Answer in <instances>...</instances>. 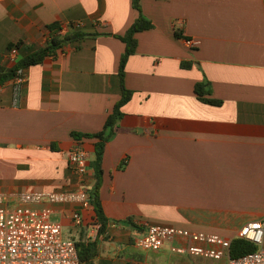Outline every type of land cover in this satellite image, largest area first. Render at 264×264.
Here are the masks:
<instances>
[{"label": "crops", "instance_id": "0c3cea01", "mask_svg": "<svg viewBox=\"0 0 264 264\" xmlns=\"http://www.w3.org/2000/svg\"><path fill=\"white\" fill-rule=\"evenodd\" d=\"M142 13L154 29L137 34L127 64L134 95L105 151L100 197L110 224L94 264H202L169 246L138 250L134 225L233 240L264 217V0H142ZM138 17L132 0H0V67L43 48L55 22L108 34L69 44L0 88V193L78 189L70 155L80 146L92 160L96 140L72 134L101 132L121 99L126 46L116 37ZM204 80L222 106L198 100ZM94 182L89 169L86 188ZM53 210L64 227L79 212L83 227L100 228L92 207Z\"/></svg>", "mask_w": 264, "mask_h": 264}, {"label": "built area", "instance_id": "2783aa9c", "mask_svg": "<svg viewBox=\"0 0 264 264\" xmlns=\"http://www.w3.org/2000/svg\"><path fill=\"white\" fill-rule=\"evenodd\" d=\"M196 49L199 41H185ZM12 54H17L16 49ZM16 80L21 81L22 78ZM70 163L78 177V189L64 192L0 193V264H81L76 241L64 237V226L52 219L53 207L74 205L90 209L86 188L89 171V153L76 147ZM35 206H48L41 210ZM76 227L83 226L81 213L73 214ZM146 233L134 239V246L142 251L158 252L166 246L179 255L207 260H226V264H264V217L246 225L239 237L257 246V251L232 259V240L220 235L194 232L171 225L148 224ZM99 226H94L97 236Z\"/></svg>", "mask_w": 264, "mask_h": 264}, {"label": "trees", "instance_id": "16d2710c", "mask_svg": "<svg viewBox=\"0 0 264 264\" xmlns=\"http://www.w3.org/2000/svg\"><path fill=\"white\" fill-rule=\"evenodd\" d=\"M132 2L133 8L139 13V17L124 36L116 37L126 46L125 52L121 57L119 67V77L122 86L121 99L116 103L113 112L107 118L105 126L101 132L95 134H72L73 138L76 140H96L93 159L89 161V169L93 171V179L95 182L91 188L87 189V191L91 207L95 212L96 221L100 225V229L95 240H87L82 233V237L78 242H76L81 264H94L100 253V241L103 239H108V237H102L109 228L110 224L109 219L104 213L100 197V191L104 180L103 160L107 145L115 139L120 130V123L125 116L122 109L132 100L134 95L133 91L126 88L125 78L129 59L137 52V34L154 29L153 23L145 18L142 13V0H132ZM81 26V24L75 22H71L69 24L55 22L49 25V36L46 45L43 48L26 56L16 57L13 66H10L9 63H7L0 67V88L4 87L9 82L16 81L17 78L23 77V74L30 68L43 65L49 58H55L56 53L59 50L65 49L69 44L86 39H96L101 36H108V34H100L97 32H85L84 30L80 29ZM180 36V34H176V37ZM22 46L23 42L20 41L17 44H10L8 49L9 51H12L15 47L21 48ZM192 66V63L190 62H185L182 64L183 69H191ZM194 91L198 100L204 104L212 106L223 105V101L211 97L213 93L212 85L207 80L196 84ZM125 166L126 163H123L120 166V169H124ZM128 222L131 223L132 220L128 219ZM134 227L138 228V233L140 236H143L146 233L145 227L135 225ZM135 238H131V243H134ZM257 249V246L253 243L245 240L242 237H236L231 243L230 256L232 259H238L249 253L257 251Z\"/></svg>", "mask_w": 264, "mask_h": 264}, {"label": "rangeland", "instance_id": "374dc122", "mask_svg": "<svg viewBox=\"0 0 264 264\" xmlns=\"http://www.w3.org/2000/svg\"><path fill=\"white\" fill-rule=\"evenodd\" d=\"M77 182V180H76ZM75 190V189H74ZM72 190V191H74ZM71 191V190H69ZM48 206H35V207H32V209H35V210H41V209H44V208H47ZM53 220L55 221H58L59 220V216L57 215H54L52 217ZM60 221V220H59ZM82 233L84 234V237L87 239V240H95V235L93 234V229L92 228H89L88 226L87 227H76L73 223V220L72 218L70 219V227H64V237L66 239H72L76 242L79 241V239L82 237ZM179 255V254H177ZM133 257V256H131ZM135 257H137L138 259H142V257L136 255ZM136 259V258H135ZM189 261H192L194 263L198 262V261H201L202 264H206L205 262H207V264H226V260H221V261H214V260H207V259H202V258H194V257H190L188 259ZM97 264H101L100 262H96ZM188 264H192L191 262H188Z\"/></svg>", "mask_w": 264, "mask_h": 264}]
</instances>
